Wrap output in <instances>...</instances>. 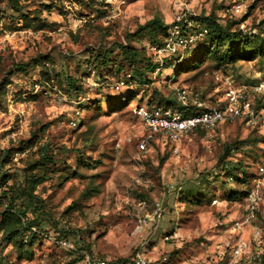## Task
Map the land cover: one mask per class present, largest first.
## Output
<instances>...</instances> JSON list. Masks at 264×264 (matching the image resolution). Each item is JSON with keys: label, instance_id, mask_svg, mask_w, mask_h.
Here are the masks:
<instances>
[{"label": "rangeland", "instance_id": "obj_1", "mask_svg": "<svg viewBox=\"0 0 264 264\" xmlns=\"http://www.w3.org/2000/svg\"><path fill=\"white\" fill-rule=\"evenodd\" d=\"M177 16L220 28L150 71L165 34L140 27L153 19L168 27ZM124 49L139 57L125 60ZM120 67L132 77L124 85ZM259 79L264 0H0V221L11 202L37 232L23 242L0 231V264H71L82 251L128 258L138 249L152 264H264V127L237 120L178 143L154 139L140 152L148 131L132 112L175 105L182 87L211 101ZM261 107L264 96L252 104ZM227 163L231 175L245 169L246 185L223 171ZM251 189L255 216L245 222L238 197Z\"/></svg>", "mask_w": 264, "mask_h": 264}, {"label": "built area", "instance_id": "obj_2", "mask_svg": "<svg viewBox=\"0 0 264 264\" xmlns=\"http://www.w3.org/2000/svg\"><path fill=\"white\" fill-rule=\"evenodd\" d=\"M194 27L195 22L190 17L186 19L177 16L175 18L169 26L168 36L163 45L152 48L160 65L162 64V57L189 49L196 44L201 35L207 32L205 28L197 34L193 32L194 30H189ZM126 77H129V74ZM118 83L124 85V80L120 79ZM260 96H264V79H259L251 85L228 86L218 96L212 97L211 101L206 100L198 91L182 87L176 91L177 105L172 108L154 105L136 106L132 110L133 115L148 131L147 137L139 142L138 149L140 152L146 151L148 144L154 139L165 144L178 143L184 135L195 129L212 130L237 120H244L246 123L255 122L264 127V107H261L260 110L252 108L255 99ZM172 153L177 154V148L174 147ZM257 179L260 184H264V155L257 165ZM256 195L257 190L251 189L245 197L247 205L245 222L250 221L255 216L254 197ZM139 206L143 210L144 203H139ZM151 214L156 219L153 225V228H156L157 222L162 216V210L155 207ZM145 224L144 220L143 225ZM236 225L239 227L238 223ZM257 235L259 233L256 232L255 236L257 237ZM162 238L166 241L173 238V235L165 234ZM20 240L26 242L27 234L23 235ZM56 243L66 248H72L69 243L62 239H57ZM244 247L245 244L240 242L233 249L232 257L234 260L241 256ZM82 254L83 257L79 264H148L140 249L124 260L99 257L85 252Z\"/></svg>", "mask_w": 264, "mask_h": 264}, {"label": "trees", "instance_id": "obj_3", "mask_svg": "<svg viewBox=\"0 0 264 264\" xmlns=\"http://www.w3.org/2000/svg\"><path fill=\"white\" fill-rule=\"evenodd\" d=\"M190 19H192L195 22V27L193 29H189L190 31H192V30L195 29L197 32H199L200 30H202L203 28H205L206 31H207L206 32V34H207L208 32L211 33L213 31H215L216 28H220V26L215 21H209V18L208 17H204V19H203L202 17H196L195 16V17H190ZM150 22H151L150 24H145L142 27H140V29L141 30L142 29L147 30L150 35L151 34H154L158 30H161L165 35H164L163 41L161 43L159 42V44L156 45V46H162L163 43H164V41L166 40V38L168 36V29H169V26L170 25L168 27L163 26V24H161L158 19H153ZM206 34H204V35H206ZM227 36L228 37L234 36V32L227 33ZM192 47H190L189 49H191ZM229 47H231V46H228L227 47V50L230 52V53L228 52V55L231 56V49ZM233 47L234 46H232L231 48H233ZM189 49H187V50H189ZM236 50H238V48H236ZM238 54H243V53H242V51H240ZM122 55L124 56V59L125 60H129V61H134V59H136L137 57H139L138 51L133 50V49H130V50L129 49H124V50H122ZM230 58L231 57H229V59ZM153 62H154L153 65L152 64L149 65L150 66L149 67L150 68V71H153L154 68H155V65H157V63H158L157 61L155 62L154 60H153ZM169 69L172 70L173 67L170 66ZM118 74H119V80L120 79H123L124 82H127V81L131 80V78H132L131 77V74H129L128 71L122 70L121 67L119 68ZM127 74H129V77H126ZM139 105H145V106L154 105V106H160V107H164V108H166V107H171L172 108L175 105H177V103L175 105H171V106H169V105H159V104H149V103L139 104ZM139 105H137V106H139ZM263 155H264V152L260 155V159L263 157ZM260 159L258 160V163H259ZM235 169L236 168L232 167V165H230V163H227L224 166L223 171H225L226 174H230V178L231 179H233L231 176H233V177L235 176L236 179L241 180V184L242 185H246L248 183L249 175L247 174V172H245V169H243L241 166H239V170H238V173H237V174H239V177H238V175H235V173H233V175H231L232 172ZM3 193L4 192L0 193V198H1V195ZM247 193H248L247 191L241 192L240 193V196L238 198L240 200L243 199V198L245 199ZM39 208H41V206ZM20 219H21V215L17 211L13 210V205L10 202L9 203V206L7 205L6 206V209L4 211H2V213H1L0 231L2 232V235L4 237L6 236L5 238H10L11 235H13V236L14 235H20V238H21L23 235L27 234V237H30V239H31L33 237V235H35V233H37V232H34V231H28L29 230V227L22 225L21 222H20ZM167 234H172V233H167ZM57 238L64 240L63 238H60V237H57ZM148 240H149V238H148ZM148 240H147V242H148ZM166 241H168V240H166ZM147 244L148 243H146L144 245L145 248H146ZM84 252L91 254L90 252L82 251V252H80V254H78V257H75L73 259V261L71 262V264L72 263L75 264V263L79 262V260L82 259V257H83V254L82 253H84ZM262 256L263 255H261V257ZM144 258L147 260L148 264H152V263H150V260H148L146 258L145 255H144ZM112 259H114V258H112ZM115 259L124 260L126 258H115Z\"/></svg>", "mask_w": 264, "mask_h": 264}]
</instances>
